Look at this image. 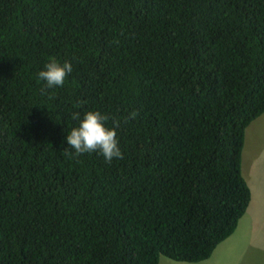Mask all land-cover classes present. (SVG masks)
<instances>
[{
	"label": "trees",
	"instance_id": "trees-1",
	"mask_svg": "<svg viewBox=\"0 0 264 264\" xmlns=\"http://www.w3.org/2000/svg\"><path fill=\"white\" fill-rule=\"evenodd\" d=\"M86 111L122 159L63 151ZM263 113L264 0H0V264H200L264 229L242 178Z\"/></svg>",
	"mask_w": 264,
	"mask_h": 264
},
{
	"label": "rangeland",
	"instance_id": "rangeland-1",
	"mask_svg": "<svg viewBox=\"0 0 264 264\" xmlns=\"http://www.w3.org/2000/svg\"><path fill=\"white\" fill-rule=\"evenodd\" d=\"M247 139H245V160L242 178L247 184L257 182L253 185L259 192L264 193V113L262 116L250 122L247 128ZM246 144V145H245ZM243 164H241V169ZM255 174L251 176L249 173ZM263 181V183H262ZM253 190V189H252ZM256 205L255 212L262 214L260 204ZM262 218V217H261ZM261 225L264 224V217L260 219ZM259 225L251 226L246 222L245 232H236L231 234L213 251L210 259L200 264H264V229L258 234ZM157 264H195L185 262H174L164 257H159Z\"/></svg>",
	"mask_w": 264,
	"mask_h": 264
},
{
	"label": "clouds",
	"instance_id": "clouds-1",
	"mask_svg": "<svg viewBox=\"0 0 264 264\" xmlns=\"http://www.w3.org/2000/svg\"><path fill=\"white\" fill-rule=\"evenodd\" d=\"M44 70L38 72L39 80L45 83L46 89H53L63 87L65 79L72 72V65L70 62H64L60 64L54 58H50L49 62L44 65ZM81 102H78V106ZM41 106V111H37V107ZM35 111L37 113L45 114V106L38 101L36 105L27 108V113ZM136 113H131L129 119H135ZM262 116V115H261ZM73 120H78V126L74 127L70 134L65 137L67 148L63 151L66 153H72L76 156L83 155L85 153H98L103 157L106 163H111L114 159H122L123 155L119 148L117 140L116 128L119 127V120L113 119V126L111 128L106 127V122L109 117L101 114L99 111H86L81 118L79 112L72 114ZM252 173V171H251ZM255 176V174H252ZM257 178V177H256ZM251 212V210H249ZM251 217V214H249ZM244 218L242 215L238 221L240 222ZM263 230L258 228L257 234ZM236 232H245L244 230L234 229L233 234ZM140 233V232H139ZM132 236H136L131 232ZM264 250V247L262 248Z\"/></svg>",
	"mask_w": 264,
	"mask_h": 264
},
{
	"label": "flooded vegetation",
	"instance_id": "flooded-vegetation-1",
	"mask_svg": "<svg viewBox=\"0 0 264 264\" xmlns=\"http://www.w3.org/2000/svg\"><path fill=\"white\" fill-rule=\"evenodd\" d=\"M251 212L249 211L248 214H250Z\"/></svg>",
	"mask_w": 264,
	"mask_h": 264
}]
</instances>
